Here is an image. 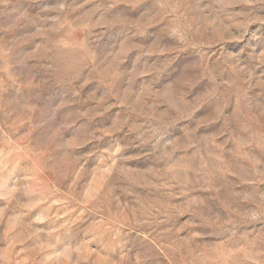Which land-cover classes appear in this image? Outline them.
<instances>
[{
    "label": "rangeland",
    "instance_id": "obj_1",
    "mask_svg": "<svg viewBox=\"0 0 264 264\" xmlns=\"http://www.w3.org/2000/svg\"><path fill=\"white\" fill-rule=\"evenodd\" d=\"M0 264H264V0H0Z\"/></svg>",
    "mask_w": 264,
    "mask_h": 264
}]
</instances>
